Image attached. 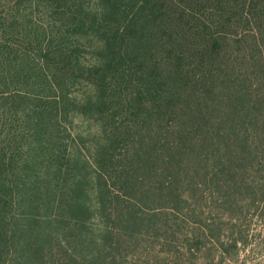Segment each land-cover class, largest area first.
<instances>
[{"label": "trees", "instance_id": "16d2710c", "mask_svg": "<svg viewBox=\"0 0 264 264\" xmlns=\"http://www.w3.org/2000/svg\"><path fill=\"white\" fill-rule=\"evenodd\" d=\"M251 206L264 0H0V264L264 256Z\"/></svg>", "mask_w": 264, "mask_h": 264}, {"label": "rangeland", "instance_id": "374dc122", "mask_svg": "<svg viewBox=\"0 0 264 264\" xmlns=\"http://www.w3.org/2000/svg\"><path fill=\"white\" fill-rule=\"evenodd\" d=\"M89 123L93 125V122H89L88 118L86 117V123H84V127L88 128L89 127ZM206 213L208 212V210H205ZM249 211H247L248 213ZM257 213L258 209L251 206L250 208V214L248 215L249 218L253 219V223L256 222L255 224V229L260 233H264V229L262 228V226L260 225L259 222H257L259 220V216L258 215H252L251 213ZM225 213L224 209L222 207L218 206H213L210 207V216H223ZM209 215V213H208ZM226 216H229V214H227ZM239 215H236V219H238ZM227 221V220H226ZM194 222H192L191 224L193 225ZM226 230V228H225ZM255 244V243H254ZM219 255L216 256L215 260L213 262H208L206 264H215V263H221V261H219ZM212 261V260H209ZM201 264V263H200ZM224 264H264V256L262 255H254L251 251V247H248L247 249H244L242 251H240L237 255L236 261H232V260H228L226 259V262H224Z\"/></svg>", "mask_w": 264, "mask_h": 264}]
</instances>
